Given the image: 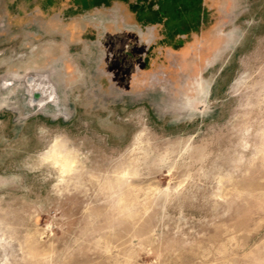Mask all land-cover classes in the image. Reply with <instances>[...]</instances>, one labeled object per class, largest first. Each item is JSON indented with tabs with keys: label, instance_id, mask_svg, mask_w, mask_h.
I'll use <instances>...</instances> for the list:
<instances>
[{
	"label": "rangeland",
	"instance_id": "rangeland-1",
	"mask_svg": "<svg viewBox=\"0 0 264 264\" xmlns=\"http://www.w3.org/2000/svg\"><path fill=\"white\" fill-rule=\"evenodd\" d=\"M206 1L0 0V264H264V0Z\"/></svg>",
	"mask_w": 264,
	"mask_h": 264
},
{
	"label": "flooded vegetation",
	"instance_id": "flooded-vegetation-1",
	"mask_svg": "<svg viewBox=\"0 0 264 264\" xmlns=\"http://www.w3.org/2000/svg\"><path fill=\"white\" fill-rule=\"evenodd\" d=\"M131 2V1H130ZM145 4L153 8V10H160V20L155 25L165 26L167 36L171 39L177 35H188L191 33H200L206 23H208L209 13L211 8L209 7V2L206 0H144ZM132 6V5H131ZM133 8V6H132ZM175 8L177 13H168L167 9ZM174 15L178 19L180 29H187L183 32H177L173 28L169 27L171 23L170 15ZM155 16V15H154ZM74 31V26L70 27Z\"/></svg>",
	"mask_w": 264,
	"mask_h": 264
},
{
	"label": "trees",
	"instance_id": "trees-1",
	"mask_svg": "<svg viewBox=\"0 0 264 264\" xmlns=\"http://www.w3.org/2000/svg\"><path fill=\"white\" fill-rule=\"evenodd\" d=\"M123 1H126V2H129L131 0H123ZM136 3L133 4V12L137 13V16H138V19L139 20H148L152 23H156L160 20V13L162 11V7L160 8V10H153V8L149 7L148 5L145 4L144 0H135ZM168 13L171 12L173 14L177 13V9H173V8H169L167 9ZM155 15V16H154ZM170 19H171V23H169V27L170 28H173L174 31H176L177 29V32H183V31H186L187 29H179V23H178V19H176V17H174V15H170Z\"/></svg>",
	"mask_w": 264,
	"mask_h": 264
},
{
	"label": "bare ground",
	"instance_id": "bare-ground-1",
	"mask_svg": "<svg viewBox=\"0 0 264 264\" xmlns=\"http://www.w3.org/2000/svg\"><path fill=\"white\" fill-rule=\"evenodd\" d=\"M30 84L32 86V95H33V100L38 102V103H43L44 102V94L48 93V91L44 90L45 86L42 83H38L37 81L31 79ZM47 159V158H46ZM70 160V159H69ZM68 159H63V166L64 168H68L70 163Z\"/></svg>",
	"mask_w": 264,
	"mask_h": 264
}]
</instances>
